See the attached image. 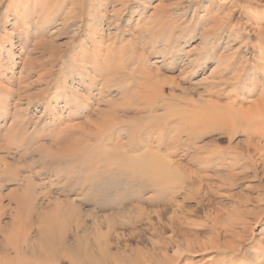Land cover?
<instances>
[{
  "label": "rangeland",
  "instance_id": "obj_1",
  "mask_svg": "<svg viewBox=\"0 0 264 264\" xmlns=\"http://www.w3.org/2000/svg\"><path fill=\"white\" fill-rule=\"evenodd\" d=\"M263 97L264 0H0V264H264Z\"/></svg>",
  "mask_w": 264,
  "mask_h": 264
},
{
  "label": "bare ground",
  "instance_id": "obj_2",
  "mask_svg": "<svg viewBox=\"0 0 264 264\" xmlns=\"http://www.w3.org/2000/svg\"><path fill=\"white\" fill-rule=\"evenodd\" d=\"M151 82H153L152 87H155L157 85L156 81H151ZM260 99H261V97L259 98V100ZM263 99H264V97H263ZM148 105H146L143 109L149 108ZM258 106L259 107L255 108L254 111L249 113V115H248L249 122L253 123L256 129L260 128L262 123L264 125V103L259 102ZM208 116L209 115H207V117H205L202 113H199V114L192 113L191 114L189 112H186V114L182 118H184L186 120L193 118L195 121H198L200 123H204L203 121H205L206 118H208ZM153 151H151V152L147 151L148 152L147 155L143 156V158L140 161H138L137 163H135L133 165L129 164V167L137 166L146 173H173V175H168V178H169V176L173 177L174 173H178L177 168H174V167L170 168V162L164 157V155L160 156L159 154H157V152H153ZM1 161L2 160H0V162ZM3 164H5V163H3ZM0 167H1V165H0ZM142 170H139V171L143 172ZM11 171H13V170H11ZM32 185L33 184L30 183L28 185V187L32 186ZM28 200H29V192L26 191L24 193L22 201L17 203V209H20V211H22L24 208H28L30 203H31V202H28Z\"/></svg>",
  "mask_w": 264,
  "mask_h": 264
}]
</instances>
